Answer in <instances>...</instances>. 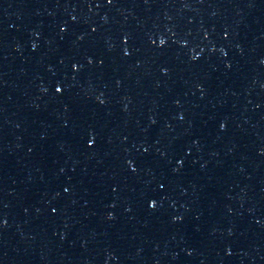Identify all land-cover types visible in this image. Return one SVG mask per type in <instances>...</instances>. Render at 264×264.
<instances>
[{
    "label": "water",
    "instance_id": "1",
    "mask_svg": "<svg viewBox=\"0 0 264 264\" xmlns=\"http://www.w3.org/2000/svg\"><path fill=\"white\" fill-rule=\"evenodd\" d=\"M0 264H264V0H0Z\"/></svg>",
    "mask_w": 264,
    "mask_h": 264
}]
</instances>
